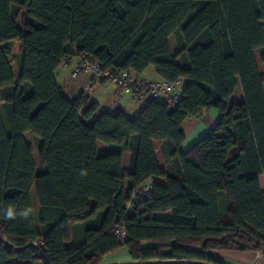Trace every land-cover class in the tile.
I'll return each mask as SVG.
<instances>
[{
	"label": "trees",
	"instance_id": "obj_1",
	"mask_svg": "<svg viewBox=\"0 0 264 264\" xmlns=\"http://www.w3.org/2000/svg\"><path fill=\"white\" fill-rule=\"evenodd\" d=\"M256 51L264 67V0H0V264H106L123 251L131 263L225 264L214 252L262 250L264 77ZM65 56L114 73L152 66L160 80L185 87L173 106L94 117L91 97L69 98L55 80ZM237 82L243 102L232 104ZM210 109L218 122L182 153V124ZM153 140L167 146L171 174L158 167ZM98 142L112 150L98 157ZM147 183L151 197L127 212ZM69 226L82 235L66 248ZM2 242L28 247L10 254Z\"/></svg>",
	"mask_w": 264,
	"mask_h": 264
},
{
	"label": "crops",
	"instance_id": "obj_2",
	"mask_svg": "<svg viewBox=\"0 0 264 264\" xmlns=\"http://www.w3.org/2000/svg\"><path fill=\"white\" fill-rule=\"evenodd\" d=\"M170 50L172 54H176L177 52V46L175 43V38L174 35H171L168 38ZM255 54V52H254ZM79 61L78 58H73L71 60V63L69 66H59L58 68H63L64 70L67 71L73 70L74 65ZM178 62V60H177ZM58 68L56 69L54 75L56 74ZM71 70V71H72ZM147 70V69H146ZM154 73V69H153ZM71 74V72H70ZM155 74V73H154ZM143 76V75H141ZM156 76V75H155ZM87 76L82 75L77 79H70L66 82L64 86H61L60 83L57 82L56 77L55 80L59 86L62 87L64 94L69 97H75L79 92L81 91L82 85L84 81L86 80ZM146 78V77H145ZM152 81H159V77L156 76V78H148ZM109 85L108 83L101 82V81H95L94 82V93L93 96L91 97L94 102H96L99 105L98 112L95 114L94 117H96L100 112L102 111H110L115 108H117L116 111H123L128 117H134L135 116V109L136 105L133 104L128 97H125L124 99L122 98L119 100L113 107L112 102L114 100L115 96V88L113 87L111 93L109 92ZM104 96V99L102 102L104 103L103 110H100V99ZM230 103H236L240 104L243 102V96L241 92V88L239 85V82H237L236 87L229 98ZM1 107V103H0ZM115 111V112H116ZM219 120V114L216 110L210 109L204 112L202 115L199 117H189L187 118L184 123L181 126L182 133L185 137L183 143L180 145L179 150L184 153L186 152L190 147L195 145L198 141H200L206 134H208L216 125V123ZM29 133H24L23 137L26 142V144L30 147L31 144L27 139V136H29ZM151 146L153 149L154 157L156 159V162L158 164V167L165 171L167 174H171L170 166L171 164L168 162L167 159V146L165 145L164 142L162 141H151ZM31 148V147H30ZM111 149L110 146L105 145L101 142L97 143V156L101 157L106 155ZM38 153V152H37ZM32 159L33 162L36 166L39 165V157L37 154V157H34L32 154ZM129 165H130V153L127 151L122 152L121 156V173L124 176H127L128 171H129ZM127 181L125 182L126 185ZM260 186L262 192H264V183L262 178H260ZM124 193H126V187L124 190ZM32 198V203L33 205L35 204L37 207L36 199H35V194L32 192L31 194ZM35 201V202H34ZM35 208V207H34ZM38 214V213H37ZM70 230L72 232L71 240L64 243V246L66 248H71L73 246V240L81 239L82 231L81 227L79 226H69ZM214 255L220 259L222 262L225 264H264V248L260 251L256 252H247V251H216L214 252ZM110 263H121V264H130V258L126 252H121L119 254H116L114 256L109 257L106 260V264Z\"/></svg>",
	"mask_w": 264,
	"mask_h": 264
},
{
	"label": "built area",
	"instance_id": "obj_3",
	"mask_svg": "<svg viewBox=\"0 0 264 264\" xmlns=\"http://www.w3.org/2000/svg\"><path fill=\"white\" fill-rule=\"evenodd\" d=\"M71 60L72 57L65 56L60 65L63 67L69 66ZM70 75L72 79H76L81 75L87 76V80L80 92L88 97L93 96L95 81L112 84L115 88V96L111 106L113 107L122 98L128 97L136 105L135 116L150 102H158L166 106L177 104L185 87L184 80H177L173 83L163 80L152 81L130 70L117 73L110 70H102L99 64L91 63L83 57L79 58ZM150 197L151 185L147 183L131 195L126 204V211L133 212L141 200H146ZM113 235L120 240L126 239V233L122 229L114 230Z\"/></svg>",
	"mask_w": 264,
	"mask_h": 264
},
{
	"label": "rangeland",
	"instance_id": "obj_4",
	"mask_svg": "<svg viewBox=\"0 0 264 264\" xmlns=\"http://www.w3.org/2000/svg\"><path fill=\"white\" fill-rule=\"evenodd\" d=\"M12 51L18 56V54H19V45H18V43L17 42H13V45H12ZM255 61H256V65H257V68H258V70H259V73H260V75L262 76V77H264V67H263V65H262V63H261V61H260V54H259V52L258 51H256L255 52ZM178 64L180 63V61L178 60V62H177ZM72 70V69H71ZM71 70H69V69H67V71L66 70H64L63 68H58V70H57V72H56V74H55V77H56V80H57V82L58 83H60V85L61 86H64L65 84H66V82L69 80V78L71 79V75H70V72H71ZM142 75H143V77H146V78H156V76H155V74L153 73V67L152 66H150L149 68H147V70H145L143 73H142ZM82 76V75H81ZM77 78H79V77H77ZM76 78V79H77ZM86 80H87V78H86ZM86 80L84 81V83L86 82ZM84 83H83V85H84ZM82 85V86H83ZM108 85H109V92L111 93V91H112V89H113V85L112 84H110V83H108ZM263 92H264V85H263ZM125 98V97H124ZM123 98V99H124ZM126 99V98H125ZM101 101H99V103H100V110H103V107L105 106L104 105V101L103 100H105L104 99V96H102V98L100 99ZM103 101V102H102ZM117 110V108H115V109H113V110H110V111H108V112H110V113H114L115 111ZM27 139H28V141L30 142V144H31V150H32V154H33V156L34 157H37V146H36V144H35V142L33 141V139H32V137L29 135V136H27ZM35 202V201H34ZM34 212H35V217H36V221H37V213H38V210H37V207H36V205L34 204ZM148 247V245H146V244H143V248L144 249H146Z\"/></svg>",
	"mask_w": 264,
	"mask_h": 264
},
{
	"label": "water",
	"instance_id": "obj_5",
	"mask_svg": "<svg viewBox=\"0 0 264 264\" xmlns=\"http://www.w3.org/2000/svg\"><path fill=\"white\" fill-rule=\"evenodd\" d=\"M3 248L5 251H7L10 254H18L21 253L25 248L28 246L23 247H12L7 242H2ZM110 264H121V263H110ZM130 264H208V263H202V262H195V261H152L147 263H130Z\"/></svg>",
	"mask_w": 264,
	"mask_h": 264
}]
</instances>
